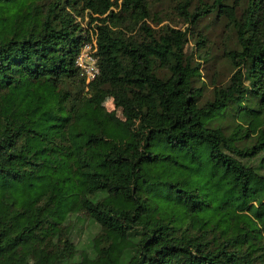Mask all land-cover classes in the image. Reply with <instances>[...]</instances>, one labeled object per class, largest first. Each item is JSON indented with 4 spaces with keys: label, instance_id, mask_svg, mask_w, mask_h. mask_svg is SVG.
Wrapping results in <instances>:
<instances>
[{
    "label": "trees",
    "instance_id": "1",
    "mask_svg": "<svg viewBox=\"0 0 264 264\" xmlns=\"http://www.w3.org/2000/svg\"><path fill=\"white\" fill-rule=\"evenodd\" d=\"M0 264H264V0H0Z\"/></svg>",
    "mask_w": 264,
    "mask_h": 264
},
{
    "label": "rangeland",
    "instance_id": "2",
    "mask_svg": "<svg viewBox=\"0 0 264 264\" xmlns=\"http://www.w3.org/2000/svg\"><path fill=\"white\" fill-rule=\"evenodd\" d=\"M166 9L171 11L167 5L159 7V10ZM166 16H172L171 13H166ZM82 24H86L83 22ZM169 24L172 26L179 25L178 27L181 29H185L186 25L183 23H179L177 20L174 22L165 21L162 25ZM200 28L203 32L208 35L209 37V59L207 62L201 61L200 70L202 74V80L206 85V88L209 90L213 89V85L215 82L219 81V85L223 82H226L231 74L232 68L231 66L222 58L225 49L229 46L233 45L232 40L230 39L232 35L228 33V31L224 30V23H212L210 20H205L201 23ZM192 49H196L194 42L191 44L189 51L191 52ZM197 59L198 56L195 55ZM199 61V60H198ZM222 82V83H221ZM104 104L108 108V110H113L114 105L112 104L111 100H104Z\"/></svg>",
    "mask_w": 264,
    "mask_h": 264
},
{
    "label": "built area",
    "instance_id": "3",
    "mask_svg": "<svg viewBox=\"0 0 264 264\" xmlns=\"http://www.w3.org/2000/svg\"><path fill=\"white\" fill-rule=\"evenodd\" d=\"M97 40L96 37H92L91 41L84 44L77 59L76 67L83 72L87 77V81H93L99 74V67L97 63Z\"/></svg>",
    "mask_w": 264,
    "mask_h": 264
}]
</instances>
